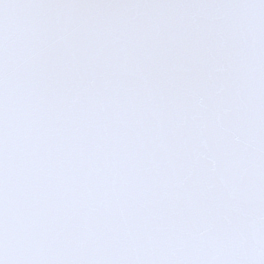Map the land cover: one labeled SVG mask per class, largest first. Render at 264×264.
I'll use <instances>...</instances> for the list:
<instances>
[{"label": "snow or ice", "instance_id": "obj_1", "mask_svg": "<svg viewBox=\"0 0 264 264\" xmlns=\"http://www.w3.org/2000/svg\"><path fill=\"white\" fill-rule=\"evenodd\" d=\"M0 264H264V0H0Z\"/></svg>", "mask_w": 264, "mask_h": 264}]
</instances>
